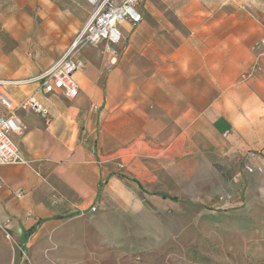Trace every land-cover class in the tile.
Listing matches in <instances>:
<instances>
[{
	"label": "rangeland",
	"instance_id": "rangeland-1",
	"mask_svg": "<svg viewBox=\"0 0 264 264\" xmlns=\"http://www.w3.org/2000/svg\"><path fill=\"white\" fill-rule=\"evenodd\" d=\"M90 11L86 0H0V75L60 59ZM142 11L143 22L128 27L122 46L147 54L138 63L130 51L110 66L103 46L78 47L81 58L84 52L87 60L102 55L100 63L82 70L91 81L86 92L101 78L102 100H82L79 106L91 113V126L85 121L83 129L92 128L98 160L108 174L98 203L33 238L26 249L0 228V264H264L261 215L233 206L242 185L231 180L234 166L217 162L219 141L206 125L201 133H187L179 101L166 103L171 94L135 82L140 71L148 77V48H178L184 39H194L197 28L216 22L223 27L231 15L245 26V41L258 36L250 47L256 53L264 36V0H145ZM250 22L258 27L253 30ZM246 74L242 80L249 79ZM34 88L23 84L4 91L22 98ZM158 101L172 108L158 107Z\"/></svg>",
	"mask_w": 264,
	"mask_h": 264
},
{
	"label": "crops",
	"instance_id": "crops-1",
	"mask_svg": "<svg viewBox=\"0 0 264 264\" xmlns=\"http://www.w3.org/2000/svg\"><path fill=\"white\" fill-rule=\"evenodd\" d=\"M91 12L78 24L79 29L86 25ZM227 21L223 27L216 22L208 28H197L196 34L191 35L194 39H184L178 48H148V77L144 76L145 71H140L135 82L154 86L156 94H171L165 99L166 103L179 101L178 115L182 124H186L187 133H201L204 125L208 127L220 143L215 148L217 162L234 166L231 180L242 185L240 193L234 194L233 206L251 215L260 213L263 228L264 57L259 71L242 80L241 76L248 73L257 60V54L250 47L258 36L245 41V26L238 24L235 15ZM237 25L242 26L237 29ZM128 27L132 26L129 23L121 25L124 37ZM249 27L255 30L258 25L250 22ZM100 45L109 63L105 44ZM138 49L124 48L118 60L125 59L132 51L134 62L138 63L141 55H147L139 54ZM54 58L31 70L5 71L0 77L9 80L35 77L56 62ZM101 58L87 60L84 52L81 59L88 68L100 63ZM88 76L86 70L75 74L80 92L83 91L75 101L62 92L38 94L39 100L49 109L47 115L18 110L26 130L21 135L15 134L13 139L26 163L0 166V176L6 182V186L0 188V228L9 230L14 244L25 249L33 238L39 235L43 238L50 230H58L64 222L91 210L104 187L108 174L96 154V137L92 128L83 129L85 121L91 126V113L79 107L82 100H102L97 86L101 78L95 80L92 92H86L91 85ZM37 87L35 84V88L22 98L4 91L5 87H0V92L6 93L17 105ZM156 105L172 108L159 101ZM0 113H4L2 106ZM190 126L195 128L190 130ZM181 145L185 147L183 141ZM247 167L255 171L249 172Z\"/></svg>",
	"mask_w": 264,
	"mask_h": 264
},
{
	"label": "built area",
	"instance_id": "built-area-1",
	"mask_svg": "<svg viewBox=\"0 0 264 264\" xmlns=\"http://www.w3.org/2000/svg\"><path fill=\"white\" fill-rule=\"evenodd\" d=\"M86 1L92 6L90 18L77 34L73 46L68 48L60 59L35 77L25 80H0V87L23 84L38 85L32 94H29L17 105L6 93L0 92V106L4 109V113H0V166L26 163L13 139L15 134L21 135L26 130V125L20 119L18 110L35 111L47 115L49 109L39 100L38 94L49 95L62 92L69 99L78 96L80 86L75 79V74L85 67L84 61L78 55V47L105 44L109 65L113 66L124 51L122 46L125 37L121 25L129 23L132 27H137L143 22L142 5L145 0ZM254 50L257 53V62L246 74L247 78L253 77L260 68L261 59L264 57V36L257 41ZM257 170L261 171V168H257ZM247 171L254 172L255 169L247 167ZM5 186L6 182L0 176V188Z\"/></svg>",
	"mask_w": 264,
	"mask_h": 264
},
{
	"label": "trees",
	"instance_id": "trees-1",
	"mask_svg": "<svg viewBox=\"0 0 264 264\" xmlns=\"http://www.w3.org/2000/svg\"><path fill=\"white\" fill-rule=\"evenodd\" d=\"M159 196L164 198V199H170V200L175 201V202H178L180 200L179 198H176V197L173 198V197L167 196L165 194H160Z\"/></svg>",
	"mask_w": 264,
	"mask_h": 264
}]
</instances>
